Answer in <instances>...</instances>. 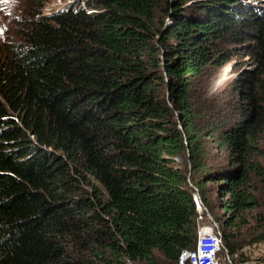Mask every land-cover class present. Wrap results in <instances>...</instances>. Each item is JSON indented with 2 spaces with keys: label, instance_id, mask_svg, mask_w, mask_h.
Returning a JSON list of instances; mask_svg holds the SVG:
<instances>
[{
  "label": "trees",
  "instance_id": "1",
  "mask_svg": "<svg viewBox=\"0 0 264 264\" xmlns=\"http://www.w3.org/2000/svg\"><path fill=\"white\" fill-rule=\"evenodd\" d=\"M53 1L69 3L44 15L47 0H28L0 48V264H178L196 239L195 192L229 257L254 264L243 249L264 244V8ZM236 56L253 68L223 109L198 86ZM145 60L166 99L148 94Z\"/></svg>",
  "mask_w": 264,
  "mask_h": 264
},
{
  "label": "rangeland",
  "instance_id": "2",
  "mask_svg": "<svg viewBox=\"0 0 264 264\" xmlns=\"http://www.w3.org/2000/svg\"><path fill=\"white\" fill-rule=\"evenodd\" d=\"M241 3H248L252 4L255 7L258 8H264V0H239ZM66 2H60V1H53V0H47L45 3L44 8L42 9V12L44 15L52 14L53 12L57 10H61L62 8H65ZM28 8L26 7V0H0V48L3 42L6 41H17L16 34H15V23L20 19V17L26 15ZM167 22V21H166ZM169 23V22H168ZM144 65V79L145 83H150L149 90L147 91L148 94H151L154 98L166 99L167 97V90L165 86L159 85L156 81L159 82L161 79L158 77L161 73V68H157L156 70L152 69V66L150 65L149 61L147 60L143 61ZM249 60L247 57L243 58L241 56H236L233 58V61L230 63L220 67V68H213L212 66H209L206 68L205 74L202 77V80L199 83V92H202L204 94V98L208 101H212L214 104L215 102H221L224 104L223 109L225 108L226 103L229 102V99L227 98V93L229 89V84L232 81L233 78H235L241 70H251L253 67L248 65ZM163 84V83H162ZM151 92V93H150ZM221 104V105H222ZM264 147V136L261 138L260 147ZM216 159H218V155L216 156ZM176 166L178 167H184L187 166V161L185 158H175ZM205 211L201 214L203 217V221H200L201 224L206 223L208 221L207 216H212L207 211V208L205 207ZM261 212H264L262 209ZM257 212H254L250 216V222L252 226H256L255 221L252 219ZM221 214V213H219ZM205 217V218H204ZM213 217V216H212ZM199 216L197 214L196 222L198 220ZM213 220V219H212ZM264 229V228H263ZM256 231L260 232V227L257 226ZM256 235V232L254 233V236ZM243 250H246L247 256L253 260L254 264L258 263L257 260L254 259H260L261 261L264 260V244H257L253 245L251 247L244 248ZM242 250V251H243ZM241 251V252H242ZM233 258H237V256L230 257L231 264H236L233 261ZM222 263H225L221 260ZM229 264V263H228Z\"/></svg>",
  "mask_w": 264,
  "mask_h": 264
},
{
  "label": "built area",
  "instance_id": "3",
  "mask_svg": "<svg viewBox=\"0 0 264 264\" xmlns=\"http://www.w3.org/2000/svg\"><path fill=\"white\" fill-rule=\"evenodd\" d=\"M193 201L199 216L196 222V239L192 249L182 250L178 256V264H224L230 262V257L222 242V234L218 225L207 216L208 221H203L201 214L205 211L197 192ZM205 218V217H204Z\"/></svg>",
  "mask_w": 264,
  "mask_h": 264
},
{
  "label": "clouds",
  "instance_id": "4",
  "mask_svg": "<svg viewBox=\"0 0 264 264\" xmlns=\"http://www.w3.org/2000/svg\"><path fill=\"white\" fill-rule=\"evenodd\" d=\"M27 3H28V0H26V7H27ZM66 3H69V2H66ZM58 11H60V10H57V11L53 12L52 14H56ZM27 13H28V10H27ZM49 15H51V14H49ZM24 16L20 17V19L15 23V34H16V28L18 27V23L21 22L23 19H25ZM10 42L11 41L3 42L1 46H4V45H6V44H8Z\"/></svg>",
  "mask_w": 264,
  "mask_h": 264
}]
</instances>
